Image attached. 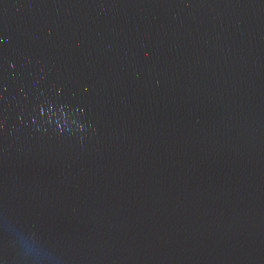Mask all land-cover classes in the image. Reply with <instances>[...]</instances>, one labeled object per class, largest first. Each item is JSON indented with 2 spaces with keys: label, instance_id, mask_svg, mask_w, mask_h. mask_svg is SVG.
I'll list each match as a JSON object with an SVG mask.
<instances>
[{
  "label": "water",
  "instance_id": "obj_1",
  "mask_svg": "<svg viewBox=\"0 0 264 264\" xmlns=\"http://www.w3.org/2000/svg\"><path fill=\"white\" fill-rule=\"evenodd\" d=\"M0 264H264V0H0Z\"/></svg>",
  "mask_w": 264,
  "mask_h": 264
}]
</instances>
